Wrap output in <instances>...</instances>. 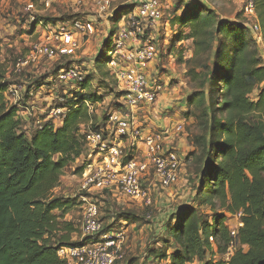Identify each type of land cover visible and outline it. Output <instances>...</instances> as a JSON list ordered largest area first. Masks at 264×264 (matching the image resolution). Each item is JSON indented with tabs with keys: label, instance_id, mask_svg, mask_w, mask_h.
<instances>
[{
	"label": "trees",
	"instance_id": "1",
	"mask_svg": "<svg viewBox=\"0 0 264 264\" xmlns=\"http://www.w3.org/2000/svg\"><path fill=\"white\" fill-rule=\"evenodd\" d=\"M253 1L262 44L252 40L244 23L220 21L215 11L202 13L197 5L185 9L178 19L179 27L189 30L181 34L192 40L194 56L211 60L216 38L223 41L217 49V64L205 66L201 74L205 80L194 93L202 106V133L196 137L202 148L199 163H207L197 191L198 206L208 207L213 216L209 223L194 208L179 209L169 232L177 246L168 257L169 264H225L207 259V255L213 243L219 252L226 249V214L238 212L242 214L240 247L227 264H264V59L260 50L264 46V0ZM124 14L126 11L117 9L113 22ZM113 33L104 42L103 60H97L96 69L108 63ZM225 46L230 49L228 54L223 53ZM6 87L0 64V264H62L56 250L69 245L73 230L66 223L61 227L53 212L62 211L63 215L71 205L52 199L51 192L66 167L85 152L80 127L92 119L84 102L100 99L78 95L77 103L68 105L59 128L44 125L28 141L17 132L16 110L4 102ZM254 91L256 100L250 98ZM216 207L222 213H215ZM61 232L60 242L51 243ZM165 258L160 255V259Z\"/></svg>",
	"mask_w": 264,
	"mask_h": 264
},
{
	"label": "rangeland",
	"instance_id": "2",
	"mask_svg": "<svg viewBox=\"0 0 264 264\" xmlns=\"http://www.w3.org/2000/svg\"><path fill=\"white\" fill-rule=\"evenodd\" d=\"M73 2V0H0V64L5 72V83L9 85L8 92H4V102L7 107L16 110L17 132L23 134L28 141L44 125L59 128L58 123L63 121L68 111L67 107L77 103L78 95L95 96L100 99L94 103L86 102L89 106L88 112L92 111V114H89L92 128L104 126L105 115L118 99L114 77L104 65L96 69V62L99 58L103 60L104 42L114 30L112 20L114 11L118 8L130 14L129 0H112L110 12L113 13L108 15V19L101 27L99 20L88 17L94 15L90 8L88 11L85 7L77 8ZM246 2L247 0H163L164 19L168 23L165 31L167 36L163 37L162 34V37L154 39L158 55L150 69L161 86L160 97L157 98L154 108L144 118L138 119L141 127L145 129L168 133L166 147L176 154L180 164L179 175L177 183L167 190L160 189L151 181L146 184L152 201L149 207L125 199L117 201L111 194L106 193L103 197L93 196L105 227L116 225L125 232L127 239L123 247L124 259L121 264H169L168 257L177 251L169 232L176 223L179 209L183 207L194 208L200 213L203 221L211 222L213 212L206 206H198L197 191L203 168L207 163L204 162L202 165L199 163L202 148L196 142V137L202 133L199 116L202 106L200 108L201 104L197 103L194 93L201 88L200 84L205 80V77L201 76L205 73V66L214 67L217 64V49L223 39L216 38L211 60L194 56L192 40L183 38L181 34H188L189 30L181 29L178 19L185 9L197 5L202 13L207 10L215 11L220 21L246 23L242 14ZM47 19L49 20L45 21ZM39 21H44L42 26L39 25ZM74 21L91 22L95 29L92 35L74 31L78 45L74 55L54 60L42 57L16 68L18 59L29 55L34 45L45 41L47 26L55 27L62 23L72 25ZM104 27L107 28V32L109 29L106 37L101 33ZM176 39L180 41L176 42ZM223 50V53L228 54L230 49L225 46ZM260 50L264 59V46H261ZM71 67H76L84 77L82 84H63L55 80L59 68ZM227 73L226 65L225 74ZM12 90L16 91V94L12 93ZM250 98L256 100L257 91H254ZM61 105L67 109L64 115L57 117L50 115L56 106ZM84 105L87 106L85 103ZM206 105L204 106L207 109ZM219 117L220 114L217 113L216 118ZM176 125L182 126L181 132L175 131ZM87 155L88 152L85 151L82 156ZM82 156L66 167L58 185L51 192L52 199H63L69 201L71 205L63 215L62 211L53 212L61 227H64L63 223L71 225L73 232L68 237L69 243L81 238V216L77 203L79 195L86 194L79 192L82 173L80 170L84 162ZM214 212L222 213V210L216 207ZM226 215V224L231 226L235 221L231 215ZM61 235H64V232L56 234L51 243L60 242ZM227 253L228 247L219 252L218 246L213 243L207 259L225 262ZM160 255H165L166 258L160 259Z\"/></svg>",
	"mask_w": 264,
	"mask_h": 264
},
{
	"label": "built area",
	"instance_id": "3",
	"mask_svg": "<svg viewBox=\"0 0 264 264\" xmlns=\"http://www.w3.org/2000/svg\"><path fill=\"white\" fill-rule=\"evenodd\" d=\"M73 1L77 8L85 7L86 11L90 8L99 18L108 19V15L113 13L110 12L112 0ZM129 4L130 14L121 15L113 22L114 33L107 52L109 60L106 67L115 79L118 99L105 115L103 127L92 128L91 121L87 126H82L81 134L88 155L82 156L84 162L79 184V192L86 194H80L77 203L81 216V238L57 248L56 256L62 264L123 262V247L127 239L125 232L116 225L105 227L93 196L103 197L106 193L117 201L125 199L149 207L152 204L146 187L149 181L162 190L171 188L178 181L180 164L174 151L166 147V140H169L166 139L167 134L141 127L138 119L144 118L160 97L161 86L150 69L158 55L154 39L162 34L163 37L167 36L164 3L163 0H129ZM255 10L254 1L247 0L242 9L246 19L244 24L246 27L248 25L253 41L262 44V30ZM38 23L42 26L44 21ZM46 28L45 41L34 45L29 55L18 59L16 68L42 57L54 60L72 56L78 49L74 31L83 35L95 32L91 22L74 21L72 25L62 23ZM55 80L80 85L84 77L76 67L59 68ZM8 90L9 85L5 93ZM11 92L16 94L14 90ZM66 111L63 105L56 106L50 115L62 116ZM88 114H92V111ZM174 129L177 133L181 132L182 126L176 125ZM241 216V212L231 215L235 222L228 226L225 264L240 247L238 230L242 227ZM191 264H198V261Z\"/></svg>",
	"mask_w": 264,
	"mask_h": 264
},
{
	"label": "crops",
	"instance_id": "4",
	"mask_svg": "<svg viewBox=\"0 0 264 264\" xmlns=\"http://www.w3.org/2000/svg\"><path fill=\"white\" fill-rule=\"evenodd\" d=\"M118 7H119V6H118ZM88 17H90V18H94V20H99L100 23H101V24L99 25L100 27L103 26L105 20L107 19V18H105V17H103V18H99L98 16H95V15H93V16H88ZM106 29H107V28L104 27L103 30H102V32H101L102 35L105 36V37L107 36V34H108V32H109V29H108V32H107ZM98 31H99V30H98ZM98 31H97V32H98ZM103 38H104V37H103ZM56 121L59 122L58 120H56ZM56 121H55V122H56ZM179 122H181V121H179ZM61 123H62V121H60V122L58 123V125L61 126V125H62ZM167 135H168V133H167ZM172 140H173V139H172V137H171V141H172ZM171 141H170V142H171ZM172 142H173V141H172ZM70 165H71V164H70ZM70 165H68V166H70ZM68 166H67V167H68Z\"/></svg>",
	"mask_w": 264,
	"mask_h": 264
}]
</instances>
